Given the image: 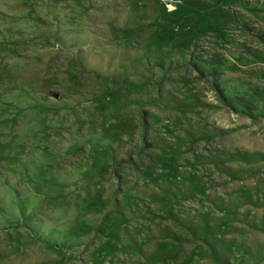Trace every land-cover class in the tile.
Wrapping results in <instances>:
<instances>
[{"label":"rangeland","instance_id":"1","mask_svg":"<svg viewBox=\"0 0 264 264\" xmlns=\"http://www.w3.org/2000/svg\"><path fill=\"white\" fill-rule=\"evenodd\" d=\"M0 264H264V0H0Z\"/></svg>","mask_w":264,"mask_h":264}]
</instances>
